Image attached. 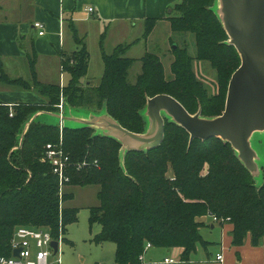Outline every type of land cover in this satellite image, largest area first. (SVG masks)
Returning <instances> with one entry per match:
<instances>
[{
    "label": "trees",
    "instance_id": "obj_1",
    "mask_svg": "<svg viewBox=\"0 0 264 264\" xmlns=\"http://www.w3.org/2000/svg\"><path fill=\"white\" fill-rule=\"evenodd\" d=\"M216 0H182L168 17L174 34L191 33L197 51L180 46L174 39L171 74L161 56L147 51L140 59L128 57L132 43H121L111 53L104 50L105 69L98 84L87 81L90 52L85 37L72 25L79 46L62 53V70L69 76L65 85L41 82L36 72L38 53L28 55L31 78H12L0 59V82L34 90L42 103H0V257L12 255L11 241L19 226L47 228L55 239L78 221V208L62 206L73 193H61L59 178L47 158V145L63 149L70 158L68 186L99 187V204L90 208L91 226L101 231L92 241L116 244L117 264H144L150 243L156 247H183L181 260L189 262L201 243L203 216H216L219 223L233 224L232 245L264 247V174L258 186L232 145L220 138L194 139L178 124L166 120L162 143L147 151L130 150L124 163L122 143L97 134L92 127L73 128L48 122L38 116L23 134L26 123L39 112H57L62 98L66 110L93 105L106 111L126 129L143 133L147 128L143 110L149 97L166 93L179 100L190 113L202 106V115L222 114L231 76L241 58L214 11ZM158 19L145 21L144 38ZM176 45V46H174ZM196 61H207L217 71L220 92L211 96L194 72ZM141 62V72L131 81L130 71ZM12 114V115H11ZM170 171L172 173H170ZM238 261L240 252H236ZM1 264V263H0Z\"/></svg>",
    "mask_w": 264,
    "mask_h": 264
},
{
    "label": "crops",
    "instance_id": "obj_2",
    "mask_svg": "<svg viewBox=\"0 0 264 264\" xmlns=\"http://www.w3.org/2000/svg\"><path fill=\"white\" fill-rule=\"evenodd\" d=\"M181 1L182 0H0V59L3 63L5 72L11 77L12 70L17 69L22 62L27 60L28 55L35 49L38 53L36 72L39 80L41 82L46 81L44 83L50 82L51 84L63 86L66 84L65 77L67 73L62 70V53L69 55L79 48L74 40L72 25L77 29L81 37H85V41L86 35L88 39L90 34L89 27H95L100 34L101 54V36L106 32L103 47L107 53L108 40L117 37L119 42L113 44V49L121 44L122 41H129L127 43H132V46L126 52L128 57H132V49L139 46L142 42H145L146 52L153 51L162 57V54L172 48L170 42L171 38L176 42H180V38L186 39L185 34L173 33L171 23L168 19L172 13V8ZM89 8H93V11L89 12ZM148 18H156L158 22L148 37L144 38L145 21ZM36 21H41L46 25L45 35L41 36L38 34V29L35 27ZM85 22H87V30L84 29ZM160 31L165 32V37L163 43L158 44L156 39ZM161 45H163V47H161ZM169 46L170 48H168ZM51 66L53 68L52 72L58 73V79L53 80V82L50 80L51 78L48 80V78L45 77V75H50L47 68ZM20 76H12V78ZM87 81L94 83L90 77H87ZM26 91L14 90L12 87L0 82V103H42L45 101V98L37 92H31V90H29V92L28 90ZM69 187V192L73 193L75 196L76 191L82 186ZM65 206L68 205L66 204ZM200 221L208 224L212 230L218 228L221 231V238H218V241L206 240L211 244L213 242L218 243L220 251L217 250L215 254L207 252V256H199L197 250L196 253L192 255L189 262H184L181 260L184 250L183 247H160L153 252L150 250L156 246L151 245L143 257V263L264 264V247L253 246L250 236L244 245L239 247L232 245L231 232L233 230V224H221L218 221H214L211 216H203L200 218ZM98 231H101V226ZM69 242L72 246L75 245L72 240ZM107 242L110 241L96 244L100 246ZM112 244L113 250L116 251V244L114 242H112ZM207 250L208 248L206 251ZM237 251H239L241 255L240 261H238L236 256ZM218 254L223 255L222 261L217 259ZM166 259H173L174 262H166ZM67 264H117V262L116 258L113 262L109 258H105L97 253L90 256L83 255L80 261L79 259H73Z\"/></svg>",
    "mask_w": 264,
    "mask_h": 264
},
{
    "label": "water",
    "instance_id": "obj_3",
    "mask_svg": "<svg viewBox=\"0 0 264 264\" xmlns=\"http://www.w3.org/2000/svg\"><path fill=\"white\" fill-rule=\"evenodd\" d=\"M214 11L229 37L228 43L236 48L241 58L240 66L229 81L222 114L207 117L201 111L190 113L175 97L161 93L147 100L143 111L147 128L143 133L126 129L106 111L78 117L69 107L67 115L35 113L26 123L23 134L32 121L43 114L55 116L59 124L73 128L92 127L97 134L112 136L122 143L120 158L123 164L130 150L147 151L158 147L165 138L166 119H169L187 130L190 143L194 139L212 138L230 143L245 167L255 175L260 169L252 137L264 132V0H216ZM66 120L83 124L72 126ZM52 246L57 253L59 242L53 241ZM14 255L18 256L19 251L14 250Z\"/></svg>",
    "mask_w": 264,
    "mask_h": 264
},
{
    "label": "rangeland",
    "instance_id": "obj_4",
    "mask_svg": "<svg viewBox=\"0 0 264 264\" xmlns=\"http://www.w3.org/2000/svg\"><path fill=\"white\" fill-rule=\"evenodd\" d=\"M89 28H90V34H89L88 39L86 35V43L88 44V50L90 52L91 57H90L89 70H88L87 77L92 78L94 84H98L101 81V78L103 76L105 64H104V61L102 60V54L100 50V34L98 33L95 27H89ZM84 29L87 30V22H85ZM185 35H186V39L180 38V42H177V43L180 46H183V45L188 46L189 52L195 55L197 51V47H196V43L194 40V36L191 33H186ZM164 37H165V32L160 31L156 39L158 41V44L163 43ZM118 40L119 39L117 37H114L113 39L108 40L107 42L108 53H111L113 51V46H114L113 44L115 42H119ZM127 42L129 41H122V43H127ZM161 47H163V45H161ZM168 48H170V46ZM132 51H133L131 54L132 58L135 57V58L140 59L141 57H143L146 52L145 42H142L139 46H136V48H133ZM161 58L167 70V75L169 76L171 74L170 65H171V62L173 61L172 50L168 49L164 54H162ZM52 69H53L52 66L47 68V71L49 72L50 75H45V77H47L48 80L49 78H51L50 80L53 82V80L58 79V73L56 72L53 73ZM140 72H141V62H136L130 71L131 81L135 80L137 74H139ZM194 72L197 78L200 81H202L203 85L207 88L209 95L216 96L220 92L218 73L216 70H214L211 67L209 62L196 61L194 63ZM18 75L19 76L21 75L20 77H24L25 79L31 78L28 58L27 60L22 62L17 69L12 70L11 77L18 76ZM68 82H69V75L67 74L65 77V83L68 84ZM10 87H12V89L14 90L26 91L25 89H22L19 87H15V86H10ZM31 92H34V90H31ZM226 92H228V90ZM61 103L64 106L62 109L60 108L59 111L57 112L66 113V115L69 114L68 109L66 110V106L68 104H66V101L64 98H62ZM71 109L73 110L72 113L75 115H78V117H82V115H88L92 112H98L96 110V107L93 105H86L83 107L71 108ZM199 111H201L202 113L201 105L199 106L197 112ZM207 117H214V116H207ZM42 118L47 120L48 122H58L59 121L57 117L51 116V115H48V116L45 115L44 117L42 116ZM166 120H169V119H166ZM67 123L72 126H75V125L81 126L83 124L82 122L75 123L73 121H67ZM252 145L258 154L257 163L260 169L256 171L255 175L252 174V176L255 179L257 185L259 186L263 182L262 174H264V132H258L252 137ZM170 173L172 172L170 171ZM69 188L70 187L66 185L63 188L62 194L69 193ZM97 192H98V187L96 185L80 187L76 191L74 198L67 200V202L64 201L61 203L62 206H65L67 204L68 206L76 207L78 208V211H79L78 221L68 226L67 232L65 234L66 239L60 245V253L56 255V256L61 257L62 264H67L69 261L73 259H79L80 261L81 256L83 255L90 256V255L97 254V253L102 255L105 258H109L111 261L114 262L116 251L113 250L112 242H107L99 246L95 242L90 240V239H93V237L100 232L98 231L100 230L99 224H95L93 226H91L90 224V208L99 204ZM217 229L218 228H216V230H212L210 226L207 224L205 227L201 229V234L205 240L218 241L221 238V231L218 229L220 233L219 234ZM70 240L74 242L75 244L74 246L70 244L69 242ZM159 248L160 247H154L150 251L154 252L155 249H159ZM197 250H198L199 256H207V252H210V254H215L217 250L220 251V246L218 243L213 242L212 244L208 246V250L206 251V248H204L203 244L198 243Z\"/></svg>",
    "mask_w": 264,
    "mask_h": 264
},
{
    "label": "built area",
    "instance_id": "obj_5",
    "mask_svg": "<svg viewBox=\"0 0 264 264\" xmlns=\"http://www.w3.org/2000/svg\"><path fill=\"white\" fill-rule=\"evenodd\" d=\"M89 12L93 11V8L88 9ZM35 27L38 29L39 35L46 34V25L41 21L35 22ZM63 104H60V108H63ZM12 115V114H11ZM62 126V124H61ZM47 158L52 163L53 171L59 178V186L61 193L63 188L69 182V176L67 174V168L70 158L64 153L63 149L58 148L52 144L47 145ZM214 221H219L216 216H213ZM53 241L59 242V249L55 253V249L52 246ZM63 236L60 235L59 239H55L53 233L47 228H33L28 226H19L12 238V255L9 257H0L1 264H61L62 259L58 255L60 253V245L63 243ZM151 244L147 245L149 248ZM14 250L19 251V255H14ZM217 259L222 261L223 255L218 254ZM166 262H174L173 259H166Z\"/></svg>",
    "mask_w": 264,
    "mask_h": 264
}]
</instances>
